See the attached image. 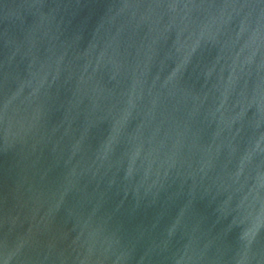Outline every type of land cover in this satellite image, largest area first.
Masks as SVG:
<instances>
[{"label": "water", "instance_id": "1", "mask_svg": "<svg viewBox=\"0 0 264 264\" xmlns=\"http://www.w3.org/2000/svg\"><path fill=\"white\" fill-rule=\"evenodd\" d=\"M0 264H264V0H0Z\"/></svg>", "mask_w": 264, "mask_h": 264}]
</instances>
